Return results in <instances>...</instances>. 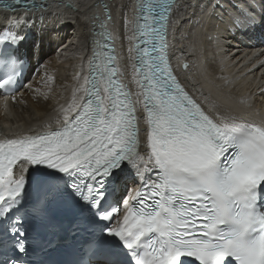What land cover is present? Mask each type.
<instances>
[{
    "label": "snow or ice",
    "instance_id": "6c2138e0",
    "mask_svg": "<svg viewBox=\"0 0 264 264\" xmlns=\"http://www.w3.org/2000/svg\"><path fill=\"white\" fill-rule=\"evenodd\" d=\"M172 3L143 0L140 5L143 23L137 31L146 39L140 41L144 47L137 44L136 83L142 89V118L150 127L151 168L137 167L143 182L139 207H130L125 198L123 225L111 226L120 211L119 203L109 200L111 187L129 165L143 159L139 101L118 82L116 57L101 58L97 50L92 76L82 89L88 98L73 99L61 128L0 142V221L10 225L20 253L27 251L20 215L27 183L23 173L31 165L37 166L34 182L42 193L34 214L43 216L48 206L60 204L91 227L85 246L102 259L87 264H264V127L214 122L177 82L166 58ZM256 3L250 0L252 11L243 10L244 17L254 16ZM259 4L264 8V0ZM15 6L27 8L26 0H0L7 11L15 12ZM23 39L19 32L0 33V45L13 49L0 52V88H11L20 78L23 65L14 49ZM96 43L110 48L107 42ZM19 161L24 165L14 179ZM145 171L153 175L144 179ZM16 259L0 264H16Z\"/></svg>",
    "mask_w": 264,
    "mask_h": 264
},
{
    "label": "bare ground",
    "instance_id": "6f19581e",
    "mask_svg": "<svg viewBox=\"0 0 264 264\" xmlns=\"http://www.w3.org/2000/svg\"><path fill=\"white\" fill-rule=\"evenodd\" d=\"M48 1L50 4L46 12L40 14L38 18H28V23L34 29L33 35L37 36L30 47V56L36 64V69L34 71L36 76L35 81L29 88L26 90L24 89L25 91L23 90L18 98L13 100L11 108L5 109V105L3 108L2 104H0V136H9L17 131L34 129L48 122V125L56 126L58 125L56 120L62 117L65 109L72 104L73 99L75 98L79 101V95L77 94L78 83L81 81V75L84 71L80 61L74 59L73 61L69 60L64 63H59L63 61L59 60L58 62L54 57L53 51L56 48L54 45L64 36L66 42L70 45L80 44L82 40L88 37L86 23L80 15L84 4L80 3L82 0H56L57 2H64L63 5H66L67 2L71 3L67 5L68 9H66L63 6L54 7L52 5V0ZM104 1L111 2V0ZM218 2L219 9H216L217 15H212L210 20L206 21V19L209 18L208 12L210 10H215V6ZM249 2L250 0H178L172 7V16L175 15V18L171 26L174 29L173 35L175 36L173 46H176L173 57L180 62L179 66L183 68L184 59H186L189 62L192 61L193 64L198 62L200 67L204 70V66L197 60L196 54L201 52L199 50L200 46L202 44L205 45L203 42L205 30L199 29L203 24H207L211 34H213V31H218L219 33L215 38L207 36L208 38L205 40L208 47L212 45L209 52L212 54L211 56L214 57V59H212L211 56L209 57L211 60L206 62V66L218 70L219 74L224 70L225 76L227 75L228 78L232 76L231 82L236 83L238 81V74H234V72L237 67L236 65H231V62L228 60L231 53L236 51L232 46L235 45L236 48H242L241 50L245 53L242 54V56H245V61L247 58L250 60V55L259 53L262 50L260 45H256L258 43L251 41V34L255 35V32L252 33V24L246 35H244L243 30L234 23L237 17H241V19L244 17L243 10L248 9ZM258 2L259 0H257L255 4V14L251 17L253 21L251 23H256L258 21L257 31H261L264 26V19H262L264 17L261 19L259 18L261 14L257 11ZM112 4L113 7L111 6V9L116 16V26L114 30L117 34L119 51L122 58L120 68L121 75L123 80L127 82L130 88L135 92L137 77L134 76L135 66L131 50L133 0H112ZM86 7L87 10L91 9V6ZM258 9H260V12L263 10L260 5ZM93 10L98 13V7L96 5H94ZM93 10L89 12L90 15H94L92 12ZM248 10L252 11V9ZM2 16H6L5 11L0 13V21L2 20ZM220 18H223V21H221ZM70 19L71 21H69ZM237 23L243 28L249 27V21H237ZM3 25L4 23L0 22V33L5 30ZM198 25L200 26L197 28ZM208 28L206 27L205 29L207 30ZM27 35L30 36V34ZM218 36H221V39H218ZM212 38H214L215 44L210 41ZM30 40H32V38H29L27 42ZM193 41H195V43L192 47ZM250 43H253L257 47L250 48L253 47L252 45L248 47ZM244 44H247V47ZM195 45L198 47L197 53L193 50ZM80 51L81 50L78 52ZM80 55L81 57L83 56L82 52L79 53V56ZM215 58H217L216 64L213 63ZM260 58L262 57H256V60ZM234 59L239 60L240 58L235 57ZM240 61L244 62V60ZM189 68L190 66L186 69L190 71ZM260 69L264 72V65H261ZM228 78L222 79V82H216L215 79L211 82L206 78V74L203 71H197L196 65H194V70L190 75V81L193 83H198L199 79L201 80L202 83L199 85V88H193L197 90L198 94L207 103H209L208 100H210L211 105L219 108L224 107L221 106L220 103L234 105L235 109L242 112L243 115L255 114L257 117H263L264 98L258 97L256 99V101L258 100V109L252 108V101L255 99L254 95L259 83L251 78H246L247 84L244 91L235 94L231 88L232 92L229 90L230 99L226 97L225 91H222L220 87V85H224L225 81H229ZM240 83H242V81ZM231 85L232 84H230L229 87H231ZM227 88L225 84L224 89ZM199 90H202L206 95L203 96ZM193 92L194 95H196V92ZM236 97L237 100L233 101L232 99ZM8 110L11 112L9 111V113H7Z\"/></svg>",
    "mask_w": 264,
    "mask_h": 264
},
{
    "label": "rangeland",
    "instance_id": "374dc122",
    "mask_svg": "<svg viewBox=\"0 0 264 264\" xmlns=\"http://www.w3.org/2000/svg\"><path fill=\"white\" fill-rule=\"evenodd\" d=\"M207 31H209V28L207 29ZM206 37H207V36H206ZM208 37H209V36H208ZM208 37H207V38H208ZM206 40H207V39H206ZM205 42H206V41H205ZM207 45H208V44H207ZM211 55H212V54H211ZM229 56H230V55H229ZM211 57H212V59H214L213 56H211ZM209 60H211V59H209ZM228 60L231 62V65H233V64H232V61H231V57H230V58L228 57ZM214 62H216V59H215V61H213V63H214ZM217 68H218V66H217ZM220 71H221V70H220ZM220 75H221V74H219V76H220ZM247 78L249 79L250 77H247ZM213 79H214V78H213ZM233 92H234V90H233ZM9 111H10V110H8L7 113H9ZM10 112H11V111H10Z\"/></svg>",
    "mask_w": 264,
    "mask_h": 264
},
{
    "label": "water",
    "instance_id": "95a60500",
    "mask_svg": "<svg viewBox=\"0 0 264 264\" xmlns=\"http://www.w3.org/2000/svg\"><path fill=\"white\" fill-rule=\"evenodd\" d=\"M257 7H258V6H257ZM248 19L252 20L251 17H250V18H249V17H243V18H242V21H245V20H248ZM183 68L186 69V68H187V65L184 64V65H183ZM233 108L235 109V106H234V105H233ZM235 110H236V109H235ZM236 111H238V110H236Z\"/></svg>",
    "mask_w": 264,
    "mask_h": 264
}]
</instances>
